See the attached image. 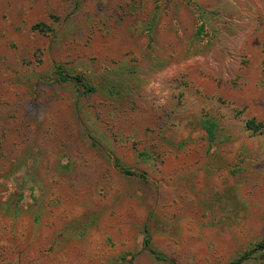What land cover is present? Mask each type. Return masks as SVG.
<instances>
[{
	"label": "rangeland",
	"instance_id": "rangeland-1",
	"mask_svg": "<svg viewBox=\"0 0 264 264\" xmlns=\"http://www.w3.org/2000/svg\"><path fill=\"white\" fill-rule=\"evenodd\" d=\"M252 118L264 0H0V264H172L146 229L229 264L264 237Z\"/></svg>",
	"mask_w": 264,
	"mask_h": 264
},
{
	"label": "trees",
	"instance_id": "trees-1",
	"mask_svg": "<svg viewBox=\"0 0 264 264\" xmlns=\"http://www.w3.org/2000/svg\"><path fill=\"white\" fill-rule=\"evenodd\" d=\"M37 27H38V25L34 26V28H37ZM44 28L45 27H42L40 30L44 31ZM200 31L204 32L203 27H201ZM62 78L66 79V76L63 75ZM206 127H207V130L209 131V133L211 134V137H212V135L214 134V123H212L210 120H208ZM246 127L249 130L253 131L254 133H258L263 129L264 124L262 122H256V120L252 118V119L247 120ZM116 164L120 165V162L118 160H116ZM123 172L126 174H129V175H141L140 172L133 170V169H130V168H125L123 170ZM146 233H147V235H146L145 240H144L145 246L150 249V251L156 256V258H158L160 260L168 261L172 264H176V263H173L164 254L157 251L156 249H154L151 246V235L148 234V229H146ZM256 252H259L261 254V256L264 257V237L260 241H258L254 247L245 250L240 256H238L236 259L232 260L229 264H241L242 262H244V260L252 257L253 254H255Z\"/></svg>",
	"mask_w": 264,
	"mask_h": 264
}]
</instances>
